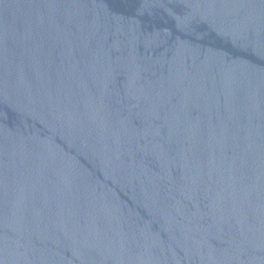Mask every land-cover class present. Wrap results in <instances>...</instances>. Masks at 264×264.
<instances>
[{
    "label": "water",
    "instance_id": "water-1",
    "mask_svg": "<svg viewBox=\"0 0 264 264\" xmlns=\"http://www.w3.org/2000/svg\"><path fill=\"white\" fill-rule=\"evenodd\" d=\"M0 264H264V0H0Z\"/></svg>",
    "mask_w": 264,
    "mask_h": 264
}]
</instances>
